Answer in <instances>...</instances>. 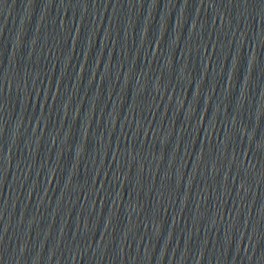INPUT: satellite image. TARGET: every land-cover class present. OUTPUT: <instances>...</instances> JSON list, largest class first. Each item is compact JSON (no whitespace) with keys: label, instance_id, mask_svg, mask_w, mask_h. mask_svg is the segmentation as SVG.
Returning a JSON list of instances; mask_svg holds the SVG:
<instances>
[{"label":"water","instance_id":"1","mask_svg":"<svg viewBox=\"0 0 264 264\" xmlns=\"http://www.w3.org/2000/svg\"><path fill=\"white\" fill-rule=\"evenodd\" d=\"M0 264H264V0H0Z\"/></svg>","mask_w":264,"mask_h":264}]
</instances>
